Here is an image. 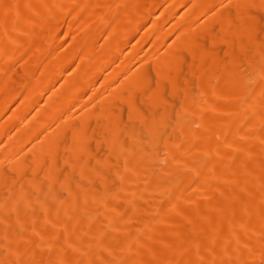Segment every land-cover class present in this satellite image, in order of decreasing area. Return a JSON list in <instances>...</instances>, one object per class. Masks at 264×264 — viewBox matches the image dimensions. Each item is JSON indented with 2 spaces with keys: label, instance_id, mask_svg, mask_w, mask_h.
I'll use <instances>...</instances> for the list:
<instances>
[{
  "label": "bare ground",
  "instance_id": "obj_1",
  "mask_svg": "<svg viewBox=\"0 0 264 264\" xmlns=\"http://www.w3.org/2000/svg\"><path fill=\"white\" fill-rule=\"evenodd\" d=\"M0 264H264V0H0Z\"/></svg>",
  "mask_w": 264,
  "mask_h": 264
},
{
  "label": "rangeland",
  "instance_id": "obj_2",
  "mask_svg": "<svg viewBox=\"0 0 264 264\" xmlns=\"http://www.w3.org/2000/svg\"><path fill=\"white\" fill-rule=\"evenodd\" d=\"M222 50H224V47L222 48ZM221 50V53L223 54V51ZM169 96V99L171 100V102L173 103H175V105L174 106H176V107H179V102L177 101V100H175L174 101V99L170 96V95H168ZM176 103H177V105H176ZM125 114H124V118H125V120L127 121V119H126V117H127V113H126V109H125V112H124ZM5 254V253H4Z\"/></svg>",
  "mask_w": 264,
  "mask_h": 264
}]
</instances>
